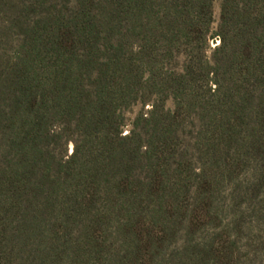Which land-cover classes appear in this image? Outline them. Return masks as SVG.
Wrapping results in <instances>:
<instances>
[{
	"label": "trees",
	"instance_id": "16d2710c",
	"mask_svg": "<svg viewBox=\"0 0 264 264\" xmlns=\"http://www.w3.org/2000/svg\"><path fill=\"white\" fill-rule=\"evenodd\" d=\"M214 1L0 0V31L20 30L0 51L1 213L26 233L123 228L158 201L182 112L219 145L242 139L249 117L264 126V0H221L216 33ZM152 95L123 135L124 110Z\"/></svg>",
	"mask_w": 264,
	"mask_h": 264
},
{
	"label": "rangeland",
	"instance_id": "374dc122",
	"mask_svg": "<svg viewBox=\"0 0 264 264\" xmlns=\"http://www.w3.org/2000/svg\"><path fill=\"white\" fill-rule=\"evenodd\" d=\"M213 10L216 33L221 0L214 1ZM216 37L208 40V55L220 43ZM19 39L18 27L1 30L0 51L12 54ZM154 100L152 95L124 110L123 135L133 129L139 114H150ZM164 104L166 109L175 107L172 96ZM261 124L249 117L242 139L219 145L218 136L207 131L206 120L182 112L178 137L166 145L162 156L170 181L165 171L160 173L158 201H151L134 223L122 228L105 220L87 234L78 222L67 227V234L60 227L58 234L47 229L26 233L16 213L0 211V264H52L45 256L54 255L55 264H74L76 259L78 264H264ZM253 126L255 132L248 130ZM74 147L71 140L65 150L71 154Z\"/></svg>",
	"mask_w": 264,
	"mask_h": 264
}]
</instances>
